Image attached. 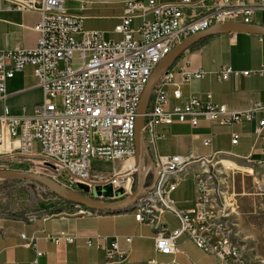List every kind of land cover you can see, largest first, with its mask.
<instances>
[{"label":"built area","instance_id":"2783aa9c","mask_svg":"<svg viewBox=\"0 0 264 264\" xmlns=\"http://www.w3.org/2000/svg\"><path fill=\"white\" fill-rule=\"evenodd\" d=\"M8 1L9 10H36L41 18L34 25L39 33L35 48L0 50V100L5 98L6 79L26 66H30L37 77L43 98L30 116L12 114L7 105L0 107V169L24 166L25 171L45 176L77 192H80L78 184L86 185L90 197H93L95 185H110L113 195L103 199L107 201L130 195L137 181L136 110L157 64L187 37L216 23L237 22L238 18L249 23L257 8L264 9V0L258 7L248 0H173L170 3L127 0L113 30L120 37L107 40L102 32H85L83 12L68 10L66 0ZM186 8L190 11L186 12ZM134 19L140 21L136 30L131 29ZM251 72L262 76L264 65L258 70L244 72L226 67L219 72V77L227 80L232 74L248 76ZM177 73L182 82H187L190 75L195 78L203 75V72L191 74L179 68L169 69L158 78L144 114L146 145L155 140L154 129L158 124H171L176 118L195 128L200 116L226 126L256 120L255 131L264 139V104L253 103L247 110L231 111L222 104H215L210 94L203 100L191 95L182 102V92L174 83ZM56 99L60 100L59 105L53 102ZM172 99L179 103L166 111ZM259 112H263L260 119L257 118ZM96 136L99 141L94 144ZM193 137L199 138L197 134ZM237 138L238 134L234 133L231 143L236 144ZM202 143L209 146L210 137H205ZM34 145L38 147L37 152H34ZM220 154L221 151L207 156L174 154L153 159L158 175L153 187L121 212L132 213L138 224L154 229L157 253H177L176 239L184 234L193 239L198 249L216 255L221 264H256L245 260L238 245L231 240L226 218L230 206L214 203L210 176L199 169L200 165L212 164ZM93 160L110 164L108 174L93 173ZM145 175L149 186L153 179L151 169ZM186 177H192L195 202L191 209L180 210L174 205L171 194ZM117 189L123 193L118 194ZM70 205L73 210L58 214L98 217L107 213L75 203ZM55 214L47 212L44 219ZM163 214L173 216L179 226L168 231V225L161 220ZM40 215L38 211H30L24 213V218L33 220ZM51 238L54 241L63 238L68 243L74 240L65 232ZM117 238L105 250L109 259L116 254ZM125 240L131 242L129 237ZM87 243L89 245L90 240Z\"/></svg>","mask_w":264,"mask_h":264},{"label":"crops","instance_id":"0c3cea01","mask_svg":"<svg viewBox=\"0 0 264 264\" xmlns=\"http://www.w3.org/2000/svg\"><path fill=\"white\" fill-rule=\"evenodd\" d=\"M248 1L256 7L261 2ZM9 4L8 0H0V50L35 48L39 33L34 30V25L39 22L40 13L36 10H9ZM200 10L198 8L197 12ZM189 11L190 9L186 8V12ZM116 20L118 24V15ZM236 21L243 23L242 18ZM250 21L251 24L264 26V9L257 8L250 16ZM103 36L105 38L104 33ZM263 65L264 35L231 32L201 38L187 47L168 69L185 68V71L191 74L203 72L201 78L190 75L187 82H182L180 73L175 75L174 83L178 84L177 87L182 92V102L191 95L203 100L206 94H210L215 104H222L231 111H239L249 109L253 103L264 104V74H232L227 80H221L219 72L226 67L240 72L251 71L260 69ZM4 88L5 98L0 100V107L7 105L10 112L16 115H32L38 105L37 94H43L30 66L6 79ZM178 103V100L172 99L165 110L170 111L173 105ZM262 117L263 112H259L257 118ZM255 125L256 120L229 126L218 125L200 116L197 127L193 128L189 122L181 123L174 118L171 124H158L155 127L156 138L148 144L149 152L152 159L161 155L189 153L207 156L221 151L220 155L234 160L262 161L264 139L258 137ZM234 133L238 134L236 144L231 143ZM194 134L199 138H194ZM205 137H210L209 146L202 143ZM105 173L108 174V171ZM187 178L190 177L182 179L171 194L174 205L180 210L191 209L195 202L194 183L192 179ZM41 202L42 205L39 203L32 208L24 207L21 208L22 211L19 209V212L10 210V201L0 204V264H221L216 255L198 249L193 239L184 234L176 239L177 253H157L154 250V229L138 224L134 221L132 213H106L98 217L72 214L63 216L58 213L73 210L71 205H59L58 201ZM26 211H38L41 215L27 220L24 218ZM47 212L57 214L44 219ZM169 216L176 222L174 228H170L165 222L168 220L163 217L161 220L168 225V231H171L179 226V222ZM142 231L148 236L144 248L139 237ZM59 232L72 235L73 242L68 243L63 238L54 241L51 237ZM21 235L24 238H21ZM116 237V254L109 259L105 250ZM127 237L131 238L130 243L126 242ZM156 257L163 259L157 261Z\"/></svg>","mask_w":264,"mask_h":264},{"label":"rangeland","instance_id":"374dc122","mask_svg":"<svg viewBox=\"0 0 264 264\" xmlns=\"http://www.w3.org/2000/svg\"><path fill=\"white\" fill-rule=\"evenodd\" d=\"M125 1L127 0H66L65 6L75 13L83 12L85 19L82 26L85 32H102L106 39L117 40L120 36L115 35L113 30L117 24L116 16L120 14V9ZM156 1L170 3L173 0ZM84 7L85 11H83ZM139 23L138 19H134L131 22V29L136 30ZM42 98V95L37 94L38 105L42 103ZM53 102L58 105L61 103L59 99L53 100ZM98 141L99 136H96L93 142L96 144ZM33 148L34 152L38 151L37 145H34ZM116 165L119 166V161L116 162ZM12 167L14 166H11L10 169ZM19 167L23 168L24 166ZM92 168L93 173H105L110 170V164L101 160H93ZM199 169L200 172L206 169L208 172L206 174L210 176L209 183L210 189L214 193V203L217 205L224 203L230 206L226 218L231 240L238 245L245 260L250 263L264 264V162L234 160L220 155L215 157L212 164H206L202 170L199 166ZM187 179L190 180L192 177ZM93 192L94 196H99L97 192ZM60 199L62 198L40 184H33L26 180L0 179V204L12 202L11 211L19 212V209L23 210L21 208H32L39 203L42 205L41 200H46L48 203L58 201L59 205L65 203ZM66 204L70 205V201ZM162 217L168 220L165 222L170 228L176 226L175 220L169 215L166 214ZM146 234L145 231H142L139 235L142 240V248L146 245L148 238ZM156 259L162 261L163 258L156 257Z\"/></svg>","mask_w":264,"mask_h":264},{"label":"water","instance_id":"95a60500","mask_svg":"<svg viewBox=\"0 0 264 264\" xmlns=\"http://www.w3.org/2000/svg\"><path fill=\"white\" fill-rule=\"evenodd\" d=\"M253 33L258 35H264V26H258L251 23H239V22H227V23H216L209 27L208 29L202 30L199 33L191 35L186 38V40L174 46L171 51L166 55L154 68L152 74L150 75L145 88L142 91L140 102L136 110V121H135V133H134V145H135V167L137 168L136 176L137 183L135 189L130 195L123 197L115 201H107L108 197H112L113 191L110 185H95L93 191L97 192L99 196L90 197L87 194L89 193V188L86 185L78 184V190L73 191L67 189L60 184L52 181L51 179L42 176L40 174H34L28 171H18L14 169H0V179L8 180H26L33 184H40L48 189L51 193L62 198L67 202H72L83 207H87L96 211H105L107 213L121 212V210L127 208L132 204L140 195L144 194L147 189L153 187L158 175L157 169L155 167V162L152 159V156L149 152V147L145 142V131L144 123L145 112L149 105V98L152 92L157 79L163 74L166 73L172 63L178 59L187 47L193 43L205 38L207 36L216 35V33ZM151 169V174L153 175L152 182L149 186L146 185V172ZM118 194H122L121 189H117ZM101 197V198H100Z\"/></svg>","mask_w":264,"mask_h":264},{"label":"trees","instance_id":"16d2710c","mask_svg":"<svg viewBox=\"0 0 264 264\" xmlns=\"http://www.w3.org/2000/svg\"><path fill=\"white\" fill-rule=\"evenodd\" d=\"M173 63H172V65H173ZM172 65H171V67H172ZM12 169L18 170V171H23L24 170V168L19 167V166H14V167H12ZM60 200L63 201V202H65V203H68L67 201H64L63 199H60ZM70 203H72V202H70Z\"/></svg>","mask_w":264,"mask_h":264},{"label":"bare ground","instance_id":"6f19581e","mask_svg":"<svg viewBox=\"0 0 264 264\" xmlns=\"http://www.w3.org/2000/svg\"><path fill=\"white\" fill-rule=\"evenodd\" d=\"M151 74H152V73H151ZM157 80H158V79H157ZM200 166L203 168L202 165H200ZM204 168H205V167H204ZM206 173H208L206 169L202 171V174H206Z\"/></svg>","mask_w":264,"mask_h":264}]
</instances>
